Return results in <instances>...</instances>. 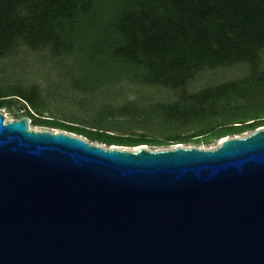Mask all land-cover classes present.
<instances>
[{
  "label": "water",
  "instance_id": "95a60500",
  "mask_svg": "<svg viewBox=\"0 0 264 264\" xmlns=\"http://www.w3.org/2000/svg\"><path fill=\"white\" fill-rule=\"evenodd\" d=\"M0 109V264H264V127L107 147Z\"/></svg>",
  "mask_w": 264,
  "mask_h": 264
},
{
  "label": "trees",
  "instance_id": "16d2710c",
  "mask_svg": "<svg viewBox=\"0 0 264 264\" xmlns=\"http://www.w3.org/2000/svg\"><path fill=\"white\" fill-rule=\"evenodd\" d=\"M22 50L53 62L77 94L61 123L44 119L52 99L38 87L0 85V109L27 104L33 126L125 148L264 127V0H0V63ZM238 68L240 78L197 87ZM133 87L143 92L131 98Z\"/></svg>",
  "mask_w": 264,
  "mask_h": 264
},
{
  "label": "rangeland",
  "instance_id": "374dc122",
  "mask_svg": "<svg viewBox=\"0 0 264 264\" xmlns=\"http://www.w3.org/2000/svg\"><path fill=\"white\" fill-rule=\"evenodd\" d=\"M245 71L243 69H232V70H219L205 73L200 80L196 83L198 88H202L209 83L219 82L222 80H231L237 79L243 76ZM12 84H22L25 86H36L41 91L42 94L48 95L47 97L52 99L51 101V109L52 112L44 113V119L59 121L64 123L62 120L63 117L61 115V111H64V108L60 106L62 104L65 105L67 100L75 99L77 96L76 93L71 91L66 87V79L53 62L48 60L45 56L40 53H32L27 50H22V52L14 57L13 59H9L0 63V85H12ZM141 92V88L133 87L131 89L130 97L135 98ZM52 95H54L52 97ZM55 100V101H54ZM25 106V110L21 109L20 104L11 107L2 109V113L5 115L6 121H14L19 120L23 117V113L26 110H31L27 104H23ZM36 113V112H35ZM36 117L37 114H34ZM66 123V122H65ZM69 124V123H68ZM31 129L35 131H44V130H52L56 132H60L56 129H48L38 126L30 125ZM252 132L244 133L237 137H246L250 135ZM71 134V133H69ZM74 135V134H73ZM222 140L214 141L209 145H195L194 143H177L169 145L168 147H152V146H141L147 147L150 150L158 151V150H167L172 149L176 146L183 147H196L204 150H212L217 148ZM105 146V145H104ZM126 150H136L140 147L136 148H125L119 147Z\"/></svg>",
  "mask_w": 264,
  "mask_h": 264
}]
</instances>
